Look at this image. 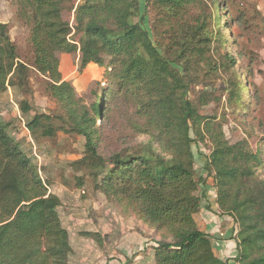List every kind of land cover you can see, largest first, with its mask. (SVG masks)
<instances>
[{
  "label": "trees",
  "instance_id": "1",
  "mask_svg": "<svg viewBox=\"0 0 264 264\" xmlns=\"http://www.w3.org/2000/svg\"><path fill=\"white\" fill-rule=\"evenodd\" d=\"M18 1L17 15L31 25L33 61L19 59L7 24L0 22V91L7 86L25 90L31 69L47 77V90L61 113H34L26 128L35 139L52 138L59 130L84 137L83 156L72 164L89 170L95 189L107 200L137 214L145 225L137 233L158 237L140 262L230 264L231 258L216 254L211 235L195 219L207 177L198 176L194 166L193 134L211 144L204 170L216 188L217 214L233 216L238 224L233 260L264 264V140L255 147L245 139L229 143L222 128L206 121L189 97L195 76L189 70L205 60L209 47L192 41L188 28L171 20L196 0L153 1L170 21L160 37V27L142 12L139 0ZM221 2L213 0L217 7ZM65 9L73 11V26L63 19ZM145 20L149 29L141 25ZM72 52L79 53V73L89 63L104 68L102 89L91 101L78 95L59 70V53ZM237 92L230 89V99ZM209 97L203 92L199 103ZM117 98L134 108L141 121L138 132L152 135L161 151L149 142L108 157L99 153L101 127L111 112L108 102ZM18 107L22 114L31 110L25 99ZM8 126L0 119V264H69L75 249L58 212L60 198L48 191ZM96 232L81 234L100 242Z\"/></svg>",
  "mask_w": 264,
  "mask_h": 264
},
{
  "label": "rangeland",
  "instance_id": "2",
  "mask_svg": "<svg viewBox=\"0 0 264 264\" xmlns=\"http://www.w3.org/2000/svg\"><path fill=\"white\" fill-rule=\"evenodd\" d=\"M77 1L73 0V4L76 5ZM139 1L142 12L145 11L147 18L160 27L157 30L159 37L166 35L170 21L163 16V9L155 8L154 0ZM221 4L217 7L213 0H196L179 9L176 19L171 22L172 25L183 24L188 28L192 41L209 47L205 60L198 61V71L194 73L196 68L189 70L195 74L190 84L189 97L198 104L200 114L206 121L219 125L229 143L245 139L255 147L258 140L257 145L264 140V0H224ZM18 7V0H0V22L7 24L8 35L16 47L19 59L30 64L33 61V50L29 42L31 25L17 15ZM63 19L73 26V11L65 9ZM134 21H138V17ZM141 25L149 29L146 20ZM167 41V38L162 41L164 46ZM62 54H67V61H61ZM77 54L59 53V70L62 77L72 83L78 95L91 101L93 93H99L102 89L104 68L94 64L89 68L86 66L79 73ZM230 58L234 59V63L229 61ZM232 88L238 92L230 99L232 95H229V91ZM207 91L209 99L205 104H200L199 97ZM237 97L239 101L235 102ZM22 99L31 105L28 114H22L18 107ZM108 103L111 112L101 127L104 134L101 133V141L98 143L99 153L103 157L149 142L154 150L161 151L152 135L138 132L141 121L136 119L131 105L126 107L120 98ZM34 113L59 114L61 108L47 90V77L31 69L25 90L7 86L0 91V119L8 123L9 133L37 166L48 191L60 198L58 212L75 249L70 255L69 264H142L140 261L151 252L158 237L152 235L150 238L137 233L139 227L145 226L137 214L130 208H123L107 200L101 191L95 189L96 180L89 175V170L85 166L72 164L83 156L84 137L59 130L52 138L35 139L25 126ZM192 137L194 166L198 176L207 177L206 186L211 198H202L201 205L209 207L210 201L216 203L212 176L208 177L204 170L211 144L207 137L204 140L193 134ZM81 180L83 186L79 185ZM202 188L200 186L199 194ZM228 217L227 223L230 222L232 228L228 226L224 236L235 237L238 224L233 216ZM197 218L201 223L202 218L195 215ZM211 223L214 221L199 226L211 227ZM87 231H98L96 233L100 242L81 234ZM221 231L224 229L219 225L218 235H211L215 247L219 238L227 240L221 236ZM235 239L237 243V237ZM232 257H229L233 261L230 264H237Z\"/></svg>",
  "mask_w": 264,
  "mask_h": 264
},
{
  "label": "crops",
  "instance_id": "3",
  "mask_svg": "<svg viewBox=\"0 0 264 264\" xmlns=\"http://www.w3.org/2000/svg\"><path fill=\"white\" fill-rule=\"evenodd\" d=\"M77 2H76V4H77ZM65 55H67V54H64V55L62 54L61 61L63 59L65 61H67V59H65L66 58ZM78 56L79 55L77 54L76 55L77 59H78ZM92 65H94V63H89L87 66L89 68ZM208 184H210V183H208ZM205 199L206 200H210L211 199L209 197V191L206 192ZM202 204H203V202H202ZM208 204H210V206L208 208L206 206H201L200 211L196 214V216L199 215L202 218L201 223L198 221V218L196 219L197 222H198V225L199 224L202 225V223H205V222H208V221H214L213 224L211 223V227H206L205 228V227L201 226V229L205 230L210 235H213V234L218 235L217 231L219 230V225H222V229H224V231L223 232L221 231L222 235L221 234H219V235H221L223 237H226L227 240H221L219 238L218 240H216L218 242L215 241L216 243H218L217 247H215L214 244H213V246L215 247L214 249H215L216 254L220 258L226 259V258L232 257V256H234L236 254V247H237L236 239H235V237H228L229 233H227L228 236H224V234L229 229L228 226H230L232 228V224L230 222L227 223L229 221L230 217H228L227 215H219V214H217L218 213V207H217V204L215 202L213 203L212 201H210ZM224 224H227V225L225 227H223ZM225 229L227 231H225ZM230 262H233V261L230 260Z\"/></svg>",
  "mask_w": 264,
  "mask_h": 264
}]
</instances>
